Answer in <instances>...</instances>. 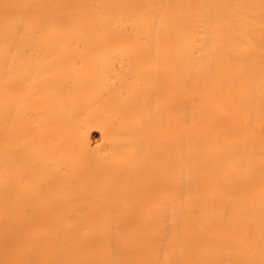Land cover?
<instances>
[{
  "label": "bare ground",
  "instance_id": "1",
  "mask_svg": "<svg viewBox=\"0 0 264 264\" xmlns=\"http://www.w3.org/2000/svg\"><path fill=\"white\" fill-rule=\"evenodd\" d=\"M0 264H264V0H0Z\"/></svg>",
  "mask_w": 264,
  "mask_h": 264
}]
</instances>
